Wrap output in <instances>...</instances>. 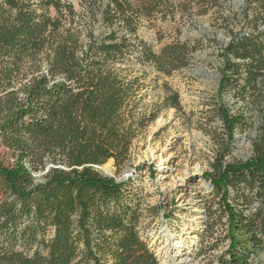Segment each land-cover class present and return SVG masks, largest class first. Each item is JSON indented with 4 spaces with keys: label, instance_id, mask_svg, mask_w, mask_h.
Returning a JSON list of instances; mask_svg holds the SVG:
<instances>
[{
    "label": "trees",
    "instance_id": "obj_1",
    "mask_svg": "<svg viewBox=\"0 0 264 264\" xmlns=\"http://www.w3.org/2000/svg\"><path fill=\"white\" fill-rule=\"evenodd\" d=\"M80 1L76 10L68 0H0V148L16 159L0 164V264H159L130 180L96 168L112 160L121 170L147 119L136 118L141 78L127 67L169 76L202 43L156 52L138 35L142 19L216 15L229 37L218 48V92L253 108L264 102V0H243L238 11L232 0ZM159 108L178 110L177 94ZM218 116L229 134L245 122L224 109ZM253 151L206 174L212 190L196 252L204 264L264 259V144Z\"/></svg>",
    "mask_w": 264,
    "mask_h": 264
},
{
    "label": "rangeland",
    "instance_id": "obj_2",
    "mask_svg": "<svg viewBox=\"0 0 264 264\" xmlns=\"http://www.w3.org/2000/svg\"><path fill=\"white\" fill-rule=\"evenodd\" d=\"M79 10L80 0H68ZM242 2V3H240ZM243 0H232L238 11ZM216 15H177L162 20L159 16L142 19L138 35L154 51L177 43L201 42L190 57L189 65L166 76L152 66L129 65L125 73L141 78L136 118L143 127L132 144L128 163L117 170L113 161L97 167L107 177L130 180L134 193L141 198L143 217L141 233L157 257L159 248H169V264H204L206 255L197 256L201 236L205 233V208L212 190L206 174L220 160L223 165L246 161L254 156V145L264 144V102L252 107L233 91L218 92L220 81L219 44L229 37L220 28ZM218 42V43H217ZM176 93L180 108L160 110L159 105ZM220 109L243 114L244 124L229 134L218 116ZM0 148V164L11 166L16 159ZM41 181V174L33 175ZM171 215L168 218V215ZM165 220V221H164ZM222 227H214L219 235ZM189 246L183 252L168 245L166 232ZM168 238V239H167ZM222 245L214 254L220 253ZM188 250V251H187ZM264 259H256L259 264Z\"/></svg>",
    "mask_w": 264,
    "mask_h": 264
},
{
    "label": "bare ground",
    "instance_id": "obj_3",
    "mask_svg": "<svg viewBox=\"0 0 264 264\" xmlns=\"http://www.w3.org/2000/svg\"><path fill=\"white\" fill-rule=\"evenodd\" d=\"M166 234L169 237L168 245L171 248H174L175 251L183 252V250H186L189 247L182 239V237H179L178 241H173L175 235L171 234L169 231H167ZM157 256L160 261V264H169L168 258L172 255L169 253V248H165V250L163 248H159L157 251Z\"/></svg>",
    "mask_w": 264,
    "mask_h": 264
},
{
    "label": "water",
    "instance_id": "obj_4",
    "mask_svg": "<svg viewBox=\"0 0 264 264\" xmlns=\"http://www.w3.org/2000/svg\"><path fill=\"white\" fill-rule=\"evenodd\" d=\"M240 3H242V2H240ZM105 176H107V175H105ZM122 181H124V179H120V180H118V181H116V182H122ZM165 221V220H164Z\"/></svg>",
    "mask_w": 264,
    "mask_h": 264
}]
</instances>
